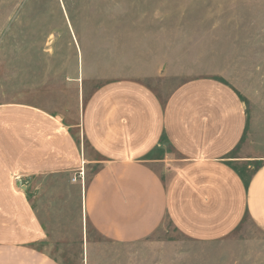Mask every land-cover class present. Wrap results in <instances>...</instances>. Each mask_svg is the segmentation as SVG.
Returning <instances> with one entry per match:
<instances>
[{
  "label": "crops",
  "instance_id": "0c3cea01",
  "mask_svg": "<svg viewBox=\"0 0 264 264\" xmlns=\"http://www.w3.org/2000/svg\"><path fill=\"white\" fill-rule=\"evenodd\" d=\"M137 56L136 70L102 81L84 102L82 70L66 81L80 95L74 113L39 98L0 104V264H58L37 248L45 217L22 182L37 176L78 186L83 222L102 240L85 236L81 264H178L167 242L149 240L164 220L202 244L244 219L264 233V137L246 133L236 93L194 77L163 97L150 81L166 78L167 55ZM237 163H257L246 183ZM80 170L84 181H73Z\"/></svg>",
  "mask_w": 264,
  "mask_h": 264
},
{
  "label": "rangeland",
  "instance_id": "374dc122",
  "mask_svg": "<svg viewBox=\"0 0 264 264\" xmlns=\"http://www.w3.org/2000/svg\"><path fill=\"white\" fill-rule=\"evenodd\" d=\"M159 50L166 78L150 84L161 96L194 77L217 79L243 105L246 133L264 137V0H0V104L39 98L74 113L80 95L66 81L82 70L84 102L102 81L136 70L142 51ZM243 152L242 143L232 156ZM256 167L235 166L244 177ZM22 182L45 217L37 248L58 264H81L85 236L102 240L83 222L78 186L61 175ZM149 240L167 242L178 264H264V233L248 219L209 244L164 220Z\"/></svg>",
  "mask_w": 264,
  "mask_h": 264
},
{
  "label": "built area",
  "instance_id": "2783aa9c",
  "mask_svg": "<svg viewBox=\"0 0 264 264\" xmlns=\"http://www.w3.org/2000/svg\"><path fill=\"white\" fill-rule=\"evenodd\" d=\"M73 181H80L83 182L84 181V172L82 170L78 171V173L72 178Z\"/></svg>",
  "mask_w": 264,
  "mask_h": 264
},
{
  "label": "trees",
  "instance_id": "16d2710c",
  "mask_svg": "<svg viewBox=\"0 0 264 264\" xmlns=\"http://www.w3.org/2000/svg\"><path fill=\"white\" fill-rule=\"evenodd\" d=\"M238 173H239V171H238ZM239 175H240V177L242 178V180L246 183L248 180H249V178H250V176H248V177H244L241 173H239Z\"/></svg>",
  "mask_w": 264,
  "mask_h": 264
}]
</instances>
